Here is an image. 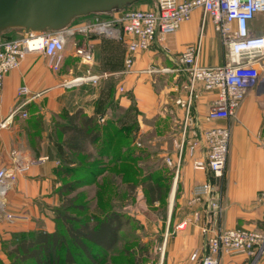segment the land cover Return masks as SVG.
<instances>
[{
	"label": "crops",
	"instance_id": "obj_1",
	"mask_svg": "<svg viewBox=\"0 0 264 264\" xmlns=\"http://www.w3.org/2000/svg\"><path fill=\"white\" fill-rule=\"evenodd\" d=\"M155 5L156 0H151L137 8L152 9ZM120 13L110 14L111 18ZM88 21L91 22L85 20L78 24ZM248 27L251 34L264 36V12L257 13ZM233 28H236L235 23ZM75 43L92 48L91 64L83 63L75 55ZM199 43L200 65L215 67L230 62L229 48L213 21H203L202 9H195L191 19L175 33L167 35L163 41H155L149 50L136 53L129 71L125 65L129 56L128 37L118 40L91 33L66 39L59 69L51 68L43 53L32 52L7 75L0 95V170L9 171L6 191L0 194V262H8L5 245L16 236L41 230L55 231L52 210L59 200L56 161L47 150L50 133L42 132L41 143L37 127L28 123L32 110L41 113L47 124L51 112L81 109L88 116L96 115L109 121L117 118L119 111L128 112L133 108L140 121L151 123L150 129L156 130V138L174 141L170 155L176 150L177 158V143L185 122V110L177 100L188 95L187 76L180 70L178 61L186 47ZM261 69L264 76V58ZM90 75L100 78L96 83L79 80ZM23 85L29 88L30 94L18 96V89ZM197 93L190 132L216 124L230 126L229 158L223 178L214 180L206 171L196 169L188 154L184 155L179 182L173 184L167 201L164 222L160 219L155 226L163 237L160 238L159 264H197L191 256L206 248L205 227L264 232V202L259 200V195L264 193V79L247 90L236 115L229 120L209 122L206 116L215 94L204 91L201 84L197 86ZM23 102H26L23 111L28 112L27 117L21 112L12 114ZM5 121L6 126L1 128ZM169 153L165 151L166 156H170ZM50 155L51 159L45 163L30 164ZM25 166H29L26 171H18ZM208 180L215 182L220 190L222 208L219 213L202 209L197 215L199 205H191L192 191ZM8 213L14 217H7ZM220 264H264V252L259 255L223 253Z\"/></svg>",
	"mask_w": 264,
	"mask_h": 264
},
{
	"label": "built area",
	"instance_id": "obj_2",
	"mask_svg": "<svg viewBox=\"0 0 264 264\" xmlns=\"http://www.w3.org/2000/svg\"><path fill=\"white\" fill-rule=\"evenodd\" d=\"M195 9H202L203 21L211 19L223 42L229 48L230 62L226 65L205 67L200 65L201 46L191 45L181 53L180 70L187 76L188 95L177 100L185 110V122L180 141L177 143V162L167 158L173 166L175 184L179 179L180 169L185 154H188L198 170L206 171L210 179H221L225 173L231 143V128L228 125H214L197 132L191 129L192 106L198 98L197 86L215 94L207 113L209 122L229 120L236 115L248 89L257 85L262 76L261 61L264 58V36L253 35L249 31V22L259 12H264V0H156L152 9L130 8L122 10L120 15L108 20H95L72 26L61 32L25 33L20 39L0 40V95L5 87L7 75L17 69L28 53L40 52L53 69H59L63 63L65 42L77 34L101 33L108 37L125 40L128 37L129 56L125 65L129 71L136 53L149 50L155 41H163L167 35L175 33L179 27L189 21ZM233 23L236 28H233ZM75 55L83 63L93 62L92 48L75 43ZM100 78L90 75L79 80L94 83ZM123 91V89H120ZM27 86L18 89V96L29 95ZM26 102L21 103L12 114L23 111ZM100 122H104L100 118ZM3 122L1 128L6 126ZM191 124V125H190ZM192 134V135H190ZM200 153V157L196 154ZM48 160L41 158L30 164H42ZM29 166L18 171H26ZM9 171L0 170V194L6 191V178ZM221 193L215 182L208 180L194 187L191 205L198 206L196 214L221 211ZM264 202V193L259 195ZM10 215L9 218H13ZM180 225L179 227H181ZM206 236V248L196 251L191 260L197 264H220L223 253L230 255H259L264 252V232L231 228L212 230L203 228Z\"/></svg>",
	"mask_w": 264,
	"mask_h": 264
},
{
	"label": "rangeland",
	"instance_id": "obj_3",
	"mask_svg": "<svg viewBox=\"0 0 264 264\" xmlns=\"http://www.w3.org/2000/svg\"><path fill=\"white\" fill-rule=\"evenodd\" d=\"M105 18L95 16L89 20ZM24 34L14 32L3 38L20 39ZM32 114L43 119V115L36 114L35 110H32ZM118 114L117 118H110V120L115 123V131L120 133V138L111 140L112 150L109 149V152L105 148L109 152L104 154L106 158L103 161H97L96 145H87L86 154L91 155L87 159V155L76 158L66 150L62 143L63 138L54 130L55 123L63 122L62 114L61 112L50 113V122L45 124L43 132L50 133L47 150L55 156L57 193L62 183L86 177V181L78 185L73 192L68 193L67 197H77L75 203L86 206L87 210H72L70 214L89 220L93 216L100 217L101 212L114 210L127 217L128 221L116 251L109 255V260H98V264H113L112 261L115 264H159L162 231L155 226L160 219L164 222L169 205L167 201L171 197L173 184H175L174 168L167 163V158H170L173 163L177 162L176 150L173 156L170 155L174 141L156 138V130L150 129L151 123L142 121L143 119L141 122L137 111L133 108L128 112L119 111ZM98 121L103 123L100 122V118ZM124 132H127L126 135H122ZM42 136L41 134V143L43 142ZM165 151L170 152V156H166ZM45 157L48 158L45 162L51 159V155L41 158ZM79 162H81L80 166L77 164ZM60 166L78 171L72 177H65L57 172ZM147 183L161 185L164 192L161 200L152 201L149 191L144 187ZM62 200L63 198L59 195V200L52 210L53 214L55 209L62 206ZM10 215L8 213L7 217ZM78 264L91 263L81 257Z\"/></svg>",
	"mask_w": 264,
	"mask_h": 264
},
{
	"label": "trees",
	"instance_id": "obj_4",
	"mask_svg": "<svg viewBox=\"0 0 264 264\" xmlns=\"http://www.w3.org/2000/svg\"><path fill=\"white\" fill-rule=\"evenodd\" d=\"M149 1L151 0H145L125 9L137 8L138 5ZM95 16L106 17L102 20L111 18V15L93 14L76 19L72 25ZM14 32L25 33L20 30L7 31L0 34V40H13L14 38L3 37ZM61 114L63 122L55 123L54 130L63 138L62 143L66 150L76 158L82 155H87L86 159L91 157L86 154V150L87 145L92 144L96 145L97 161H103L106 158L104 154L110 152L111 140L120 138V133L115 131V123L112 120L99 123V117L88 116L81 109L74 112L63 110ZM28 123L37 127L39 136H41L46 124L42 117L31 115ZM77 164L80 166L81 162ZM77 171V169L64 166L57 169V172L65 177H72ZM85 181L86 177H82L59 186L58 193L63 200L62 206L54 210L56 222L54 232L41 230L16 236L13 241L5 245L8 262H0V264H78L81 257L86 258L91 264H98V260H109V255L116 251L121 242L123 229L128 219L124 214L114 210L101 212L100 217L93 216L89 220L70 214L72 210H87L86 206L75 203L77 197H67L68 193L73 192ZM144 187L149 191L153 202L161 200L164 192L160 184L147 183ZM112 263L115 264L114 261Z\"/></svg>",
	"mask_w": 264,
	"mask_h": 264
},
{
	"label": "water",
	"instance_id": "obj_5",
	"mask_svg": "<svg viewBox=\"0 0 264 264\" xmlns=\"http://www.w3.org/2000/svg\"><path fill=\"white\" fill-rule=\"evenodd\" d=\"M145 0H0V34L61 32L93 14L110 15Z\"/></svg>",
	"mask_w": 264,
	"mask_h": 264
}]
</instances>
